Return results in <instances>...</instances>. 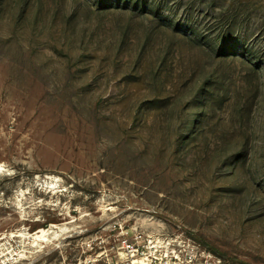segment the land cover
Segmentation results:
<instances>
[{"label": "rangeland", "instance_id": "obj_1", "mask_svg": "<svg viewBox=\"0 0 264 264\" xmlns=\"http://www.w3.org/2000/svg\"><path fill=\"white\" fill-rule=\"evenodd\" d=\"M0 264H264V0H0Z\"/></svg>", "mask_w": 264, "mask_h": 264}, {"label": "trees", "instance_id": "obj_2", "mask_svg": "<svg viewBox=\"0 0 264 264\" xmlns=\"http://www.w3.org/2000/svg\"><path fill=\"white\" fill-rule=\"evenodd\" d=\"M223 54H224V53H223ZM223 56H225V55H223ZM215 76L219 77L218 74L215 75ZM208 81H212V80L209 79ZM208 81H207V83L205 84V87L203 88L202 94L200 95V98H201L203 101H206L207 96H208V90H209V85H210ZM212 83H214V82L212 81ZM200 122H201V117H200V115L195 116V117H194V128H197L198 125L200 124ZM237 161H238V160H237ZM234 162H235V160H234Z\"/></svg>", "mask_w": 264, "mask_h": 264}, {"label": "bare ground", "instance_id": "obj_3", "mask_svg": "<svg viewBox=\"0 0 264 264\" xmlns=\"http://www.w3.org/2000/svg\"><path fill=\"white\" fill-rule=\"evenodd\" d=\"M38 233H42V235H43V234H45V231H42V232H38ZM38 237H39V236H38Z\"/></svg>", "mask_w": 264, "mask_h": 264}]
</instances>
